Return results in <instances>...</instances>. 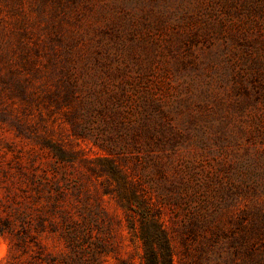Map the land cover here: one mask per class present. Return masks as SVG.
<instances>
[{"label":"rangeland","instance_id":"rangeland-1","mask_svg":"<svg viewBox=\"0 0 264 264\" xmlns=\"http://www.w3.org/2000/svg\"><path fill=\"white\" fill-rule=\"evenodd\" d=\"M228 1L0 0V218L25 209L35 214L34 208L47 203L44 197L38 199L30 176L55 166L43 141H57L77 155L65 168L68 178L61 184L69 182V188L57 210L65 209L76 219L88 214L97 219L94 235L103 236L109 251L104 264H118L119 258L142 264V243L127 225L125 208L106 191V177L88 167L90 160L107 152L91 139L72 134L66 120L70 108L26 102L4 87H19L21 82L36 95H43L46 87H70L74 81L76 87H134L138 94L157 97L164 125L182 135L175 149L157 152L174 164L180 155L195 157L203 149H197L188 133L194 125L217 123L224 116L228 122L232 119L228 111L240 95H228L229 89L264 87V74L249 77L242 61L244 50L263 49L256 60L264 67V16L257 22L246 7L236 8V1L242 0H230L233 5ZM216 57L219 63L212 64ZM213 88L217 95H212ZM260 106L250 102L256 111ZM255 140L230 137L207 146V169L224 176L209 187V199L223 203L205 227L192 225L185 210L176 212L159 203L174 248L173 264H225L235 237L264 252V227H251L264 208V196L225 200L220 189L233 191L227 177L233 161L263 154V145ZM135 160L118 158L130 171ZM209 171L204 176L212 181ZM151 179L144 177L143 185L148 187ZM49 208L45 206L47 215ZM39 238L51 253L67 250L58 233L46 230ZM19 253L12 236L0 234V264ZM236 261L243 262V257Z\"/></svg>","mask_w":264,"mask_h":264},{"label":"trees","instance_id":"trees-1","mask_svg":"<svg viewBox=\"0 0 264 264\" xmlns=\"http://www.w3.org/2000/svg\"><path fill=\"white\" fill-rule=\"evenodd\" d=\"M228 4L234 3L229 0ZM235 6L240 10L246 7L248 16H256L257 22L264 21H261L264 0L236 1ZM256 50H244L243 69L249 77L264 74L262 63L256 60L263 55L260 52L263 49ZM218 59L214 58L211 63L218 64ZM230 66L224 64V67ZM76 82L70 87L43 88V95H36L31 87H25L21 82H17L19 87L4 88L26 102L37 101L40 104L43 102L46 107L70 108L66 112V120L71 125L72 134L80 139H91L107 152L104 158L90 160L88 167L94 174L106 177V191L114 194L125 208L127 225L142 243V264H173L174 248L162 220V205L159 203L176 208V212L185 210L190 223L197 227H205L211 222L215 210L223 201L209 199L208 190L215 184L216 178L224 174L207 169L204 163L210 153L207 148L212 140L223 142L230 137H247L249 140L258 139L254 143L262 144L264 151V87H231L228 95H232L230 92L240 95L228 111L232 119L228 122L224 116L217 123L194 125L188 134L197 149L203 150L194 153L195 157L180 155L174 164L164 160L157 151L175 149L182 135L173 127L164 125L162 118L165 114L160 110L161 105L156 103L157 97L138 94L140 91L134 87H76ZM211 91L212 95L218 94L214 88ZM254 100L261 103L257 111L250 107V102ZM260 108L263 110L260 111ZM17 129L20 134L24 133L23 129ZM43 144L52 152L55 166L39 174L33 173L30 181L39 193L38 199L44 197L47 203L34 208L37 211L35 214L25 209L15 217L8 215L0 218V234L9 233L20 251L6 264H104V257L109 251L103 236L94 235L93 224L97 219L91 214L76 219L65 209L57 210L59 201L65 197V188H69V182L61 184L68 178L65 168L77 159L76 153L57 141L44 139ZM131 156H135L136 160L130 171L118 162V158L125 160ZM139 166L141 171H137ZM231 167L233 170L227 172V177L233 191L230 192V187L227 191L225 186L220 188L226 194L223 199L227 200V196L237 199L241 195L264 196V152L233 161ZM208 171L212 174L209 175L212 181L204 176ZM147 175L153 183L145 187L142 180ZM46 205L51 206L50 215L45 213ZM251 227H264V208H260L254 216ZM46 230L58 233L64 239L65 252L57 254L46 249L39 238L40 233ZM244 243V240L235 237L234 248L229 251L224 263L264 264V252H259L254 244ZM238 257H243V262L238 263ZM118 264L132 263L119 258Z\"/></svg>","mask_w":264,"mask_h":264}]
</instances>
